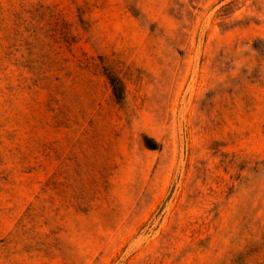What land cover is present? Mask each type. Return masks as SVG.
Returning a JSON list of instances; mask_svg holds the SVG:
<instances>
[{
  "label": "rangeland",
  "instance_id": "1",
  "mask_svg": "<svg viewBox=\"0 0 264 264\" xmlns=\"http://www.w3.org/2000/svg\"><path fill=\"white\" fill-rule=\"evenodd\" d=\"M0 264H264V0H0Z\"/></svg>",
  "mask_w": 264,
  "mask_h": 264
}]
</instances>
